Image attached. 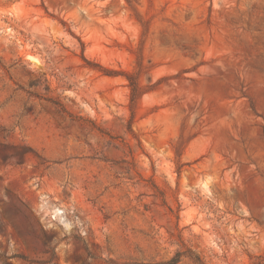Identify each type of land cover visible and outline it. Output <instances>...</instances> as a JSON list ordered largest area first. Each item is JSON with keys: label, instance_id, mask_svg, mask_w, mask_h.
Segmentation results:
<instances>
[{"label": "rangeland", "instance_id": "374dc122", "mask_svg": "<svg viewBox=\"0 0 264 264\" xmlns=\"http://www.w3.org/2000/svg\"><path fill=\"white\" fill-rule=\"evenodd\" d=\"M177 253L264 264V0H0V264Z\"/></svg>", "mask_w": 264, "mask_h": 264}, {"label": "built area", "instance_id": "2783aa9c", "mask_svg": "<svg viewBox=\"0 0 264 264\" xmlns=\"http://www.w3.org/2000/svg\"><path fill=\"white\" fill-rule=\"evenodd\" d=\"M39 216L48 229L63 228L65 230H73L75 228L69 209L62 204L51 203L47 196L41 199Z\"/></svg>", "mask_w": 264, "mask_h": 264}, {"label": "trees", "instance_id": "16d2710c", "mask_svg": "<svg viewBox=\"0 0 264 264\" xmlns=\"http://www.w3.org/2000/svg\"><path fill=\"white\" fill-rule=\"evenodd\" d=\"M85 61H86V59H85ZM86 62H88V61H86ZM88 64H91V63L88 62ZM96 68H99L100 70H102L103 72H105V74L107 76H111V77L118 76V75H116L117 73H114L112 71H108L106 69H103L99 65H96ZM126 76H127L128 80L130 82L131 99H132V103H134L138 99V96L140 95L141 88H140L138 82L136 81V79H135V77L133 75L127 74ZM182 256H183L182 253H177L176 254V257L170 261V264H177V263H179V261L182 258ZM194 260H195V263L196 264H203L202 261H201V259L198 256L195 257Z\"/></svg>", "mask_w": 264, "mask_h": 264}]
</instances>
